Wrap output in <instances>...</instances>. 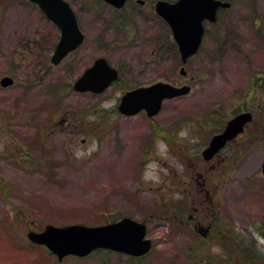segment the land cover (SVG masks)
Here are the masks:
<instances>
[{"label":"rangeland","instance_id":"obj_1","mask_svg":"<svg viewBox=\"0 0 264 264\" xmlns=\"http://www.w3.org/2000/svg\"><path fill=\"white\" fill-rule=\"evenodd\" d=\"M67 1L85 41L54 65L60 30L30 1L0 0V82L15 80L0 83V264H264V132L249 125L216 160L202 158L239 109L264 101L254 85L264 74V0H237L225 15L226 53L217 59L205 38L185 76L155 12L159 0L121 10ZM101 57L119 79L100 95L77 92L76 80ZM157 82L192 91L154 117L119 112L126 92ZM123 217L148 223L146 256L98 250L60 263L28 238L47 225ZM189 217L204 228L218 219L227 235L215 228L216 238L204 239L181 224Z\"/></svg>","mask_w":264,"mask_h":264},{"label":"water","instance_id":"obj_2","mask_svg":"<svg viewBox=\"0 0 264 264\" xmlns=\"http://www.w3.org/2000/svg\"><path fill=\"white\" fill-rule=\"evenodd\" d=\"M30 1L37 4L42 13L60 29L61 37L51 59L54 65H58L85 40L76 14L71 4L65 0ZM105 1L117 8H122L128 0ZM230 5L228 2L217 0H178L175 2L159 0L155 9L169 24L181 59L186 63L200 49L205 34L204 21H215L218 8ZM186 73L185 69L181 68V74L186 75ZM117 78L118 71L108 63L106 58L101 57L75 82L74 89L78 92L91 91L100 94L108 89ZM0 83L2 86L12 85L14 79L5 76ZM190 91V86L178 87L166 82H157L128 91L121 98L118 110L126 116L146 111L149 117H154L161 111L165 100L183 96ZM252 121L251 112H243L229 120L223 132L213 136L208 147L204 149L203 158L206 161L212 160L229 141L243 133L246 125ZM262 172L264 174V163ZM198 231L206 236L208 228L201 227ZM146 236V223L130 217L99 226L47 225L41 232L28 233L31 242L46 246L60 262L69 255L83 258L98 249L142 256L149 253L153 246L152 240Z\"/></svg>","mask_w":264,"mask_h":264},{"label":"flooded vegetation","instance_id":"obj_3","mask_svg":"<svg viewBox=\"0 0 264 264\" xmlns=\"http://www.w3.org/2000/svg\"><path fill=\"white\" fill-rule=\"evenodd\" d=\"M132 1L129 0L127 4ZM221 1H228L231 3V6L229 8H219L217 11V16H216V21L212 22L207 20L205 25H206V36L205 38H208V46H211L210 49L215 51L216 58L219 59L221 58L220 55H224L226 52V48H228V41L226 39V31H225V25L227 24L226 22V14L229 12L231 7H233L234 4H236L237 0H221ZM137 3L139 4H144L141 3L140 0H137ZM126 4V6H127ZM108 6H111L108 4ZM114 8L113 6H111ZM54 25V24H53ZM58 28V27H57ZM215 33H212V32ZM205 41V39H204ZM211 42V44H209ZM212 50V51H213ZM185 83L181 84L184 85ZM255 87L257 90H259L263 95H264V74L259 75L255 81ZM262 105L260 106V109L254 108V111L252 110L253 114V124L256 125V127L261 128V132H264V120H262V117H264V114L260 116V112H264V101L261 103ZM248 110V109H245ZM243 110V111H245ZM249 111V110H248ZM261 125V126H260ZM237 140V139H236ZM220 156V153L215 156L213 159L216 160ZM216 219H213L212 221L208 222L207 228H208V233H207V239L212 240L214 237L216 238V235L214 234L215 228H218V219L217 221L213 222ZM181 224H189L192 225L193 228H197L198 226L201 225V222L196 219L195 217H189L187 220H180ZM216 228V229H217ZM232 250L224 249L223 252L221 253L222 255L226 256L228 253L230 254Z\"/></svg>","mask_w":264,"mask_h":264},{"label":"trees","instance_id":"obj_4","mask_svg":"<svg viewBox=\"0 0 264 264\" xmlns=\"http://www.w3.org/2000/svg\"><path fill=\"white\" fill-rule=\"evenodd\" d=\"M245 108H246V107H245ZM245 108L242 107L241 109L238 110V112L245 110ZM252 125H253V124H251V126H252ZM254 125H255V124H254ZM221 127H222V126H221ZM221 127H219V128H221ZM255 127H256V125H255ZM258 128H260V127H256V129H258ZM251 135H254V134H251ZM184 220H185V219H184ZM216 228H217V227H216ZM217 230L222 231V233H223V231L225 230L226 235H227V230H226L224 224H220V225L218 226ZM263 236H264V234H263ZM212 240H213V239H212Z\"/></svg>","mask_w":264,"mask_h":264}]
</instances>
